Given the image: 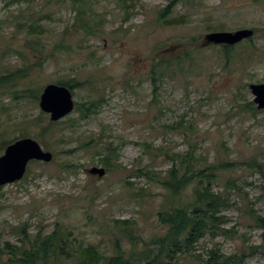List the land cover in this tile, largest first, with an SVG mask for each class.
Here are the masks:
<instances>
[{
	"label": "rangeland",
	"instance_id": "374dc122",
	"mask_svg": "<svg viewBox=\"0 0 264 264\" xmlns=\"http://www.w3.org/2000/svg\"><path fill=\"white\" fill-rule=\"evenodd\" d=\"M86 2L89 20L99 22V31L85 34L70 28L64 35L75 14L70 0H0V48L5 43L21 44L23 33L13 17L19 14L22 20L32 11L34 17L45 15L41 40L46 50L62 35L71 46L55 51L14 89L20 90L25 82L24 88L42 89L60 77L84 79L94 73L104 95L97 112L88 118L79 119L73 107L59 119L62 122L41 132L40 126L52 121L38 100H13L0 90V144L5 140L0 155L8 143L22 137L35 139L52 153L49 162L31 160L20 180L0 187V242L19 244L18 228L25 223L32 233L38 228L49 231L59 223L72 232V238L92 243L107 255L115 244L127 254L141 250L143 241L153 240L163 230L157 212L167 201L158 176L171 166L170 154L184 153L191 143L196 157H202L195 169L222 160L235 164L217 170L211 186L228 201L220 213L230 233L215 237L207 233L163 264H205L207 251L215 247L224 256L236 257L232 264H264V253L251 247L261 243V229L248 212L252 208L264 216V183L247 165L254 157L264 163V110L256 112L246 105L254 97L249 84L264 81V0H182L172 10V16L185 15L181 24L156 20L157 10L168 0H126L128 19L117 0ZM240 28L255 31L250 40L232 45L226 62L224 44L208 42L205 35ZM165 48L172 55L186 56L183 70L171 67L153 85L152 57ZM20 64L13 52L0 58V70ZM96 93L75 88L74 105ZM38 117L40 125L29 122ZM69 118L75 119L71 127L64 124ZM181 118L191 127L169 128ZM88 141L91 145L77 149L80 142ZM108 142L118 148V156L106 169L99 160L103 152L95 151H103ZM92 166L104 167L105 174H89ZM231 179L237 189H225ZM197 186L195 180L191 182L180 202L187 203ZM149 248L156 253L154 243ZM76 263V255L65 260V264ZM0 264H10L3 253Z\"/></svg>",
	"mask_w": 264,
	"mask_h": 264
},
{
	"label": "trees",
	"instance_id": "16d2710c",
	"mask_svg": "<svg viewBox=\"0 0 264 264\" xmlns=\"http://www.w3.org/2000/svg\"><path fill=\"white\" fill-rule=\"evenodd\" d=\"M14 1L19 0H9L10 3ZM181 1L168 0L165 7L157 10L156 20L165 24L184 23V14L172 16V10ZM117 2L125 11V19H128L130 12L127 9L126 0H117ZM70 3L75 14L69 27L67 26L63 30V34L65 35L69 32L70 28L83 30L85 34H95L98 32L99 22L89 20L86 0H70ZM28 14V17L22 20L21 17H18L19 14L13 17L15 18L14 24L17 30L23 33L21 44L18 47H12L8 43H5L0 48V58L7 53L13 52L21 62L19 66L0 70V90L9 94L13 100L27 97L38 100L41 86L30 87L27 85L28 87L24 88L26 86L25 82L22 84V88L17 90L14 89L17 82L20 79H29L55 51L71 49L70 44L64 41L65 36L62 35L54 43L50 51L46 50L41 40L45 31L41 21L45 15L34 17L33 11ZM253 30L255 31V29ZM250 39L251 37L248 38V40ZM232 49V45L222 46L226 62L232 56ZM169 50L171 49L165 48L163 50L164 53L161 52L163 54L152 57L151 72L149 74L153 85L156 84L155 79L163 76L164 71L166 73L169 68L183 70L182 64L186 56L180 53L172 55ZM95 78L96 75L91 73L84 79L64 76L55 81L57 84L69 87L71 92L75 88H86L91 94L97 92L93 98H89L84 102H75L74 109L78 112L79 119H86L91 114L96 113L104 101V95L100 92ZM126 84L129 86L128 82ZM154 101L155 95L152 102ZM246 105L250 106L252 110L258 111L253 101L248 102ZM40 121L41 118L39 117L29 120L34 125H40ZM59 122L62 121L48 122L46 125H41V132L47 131L50 126H55ZM67 122L64 124L67 127H71L75 119L69 118ZM185 123H188V125ZM188 126L191 127V123L188 121L184 122L181 118L179 122L169 126V128L178 130V128H187ZM21 132H26V128H22ZM4 143L5 140L1 142L0 149ZM89 145H91L89 141L80 142L77 145V149ZM146 147H150V144H146ZM195 150V144L189 143L188 149L184 153L174 152L170 154L171 166L162 175L158 176V183L165 190L164 197L169 204L166 202L157 212V221L163 227L162 233L149 242L143 241V248L141 250H132L127 254L122 246L115 244L113 253L107 255L100 252L97 246L92 243H83L72 238V232L59 223H55L49 231L38 228L33 233L28 231L27 224L25 223L18 228L20 233L19 244H12L4 240L0 242V253L8 257L10 264H65V260L71 258L73 255H76V264H163L165 263L164 259H171L172 255L177 251H187V249L191 248L194 243L198 242L207 233L212 237H215L219 233L229 234L230 230L223 227L226 219L220 213L222 208L228 205V201L223 193L213 192L211 186L217 170L229 169L235 164L234 162L222 160L207 164L203 168L195 169V164L199 165L202 159L201 156L196 157ZM117 151L118 148L111 142H108L103 147V151L100 149L95 152L98 154H102L103 152V155L99 159L100 163L106 169H109L113 165L111 162L118 156ZM247 165L253 171L259 173L264 183V163L254 157L247 162ZM140 171L146 174L151 173V171L147 170ZM194 180L199 183V186L191 193V199L187 203L180 202V195L183 194V191ZM226 188L237 189L233 179L227 180L225 183ZM248 212L254 218L257 228L261 229V243L251 247L264 253V216L256 213L252 208H249ZM120 223L129 225L133 222L132 220H122ZM131 235L129 234V237H132ZM152 243L155 244V249L157 250L154 254L153 248H149ZM207 253L208 258L205 260V264H232L236 260V257L224 256L216 247L209 249Z\"/></svg>",
	"mask_w": 264,
	"mask_h": 264
},
{
	"label": "water",
	"instance_id": "95a60500",
	"mask_svg": "<svg viewBox=\"0 0 264 264\" xmlns=\"http://www.w3.org/2000/svg\"><path fill=\"white\" fill-rule=\"evenodd\" d=\"M251 28H240L234 31H213L205 35L208 42L215 44L233 45L253 35ZM254 95L256 108L264 110V81L249 84ZM38 105L41 111L49 113L50 121L54 122L72 111L74 102L69 87L57 84H45L39 94ZM52 158L50 151H45L31 137H22L8 143L0 155V186L18 181L26 171L31 160L49 162ZM87 172L101 177L105 174L102 166H92Z\"/></svg>",
	"mask_w": 264,
	"mask_h": 264
}]
</instances>
